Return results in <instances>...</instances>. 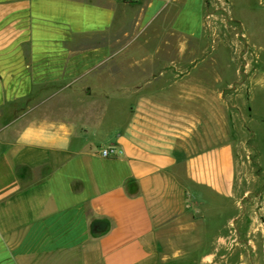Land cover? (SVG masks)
<instances>
[{
    "label": "crops",
    "instance_id": "crops-1",
    "mask_svg": "<svg viewBox=\"0 0 264 264\" xmlns=\"http://www.w3.org/2000/svg\"><path fill=\"white\" fill-rule=\"evenodd\" d=\"M173 8L171 30L209 37L217 15L206 0H0V116L30 89L69 87L77 74L100 72L102 88L99 110L25 112L20 127L0 123V264L225 262L210 249L232 246L221 239L230 221L223 205L236 195L240 144L222 136L220 93L206 98L200 80H166L173 65L157 58L126 81L125 49L111 41L126 22L146 27ZM131 10L138 14L126 17ZM245 28L251 103L264 87V28ZM111 146L122 155L103 157ZM200 222L205 239L168 238ZM186 247L197 250L164 252Z\"/></svg>",
    "mask_w": 264,
    "mask_h": 264
},
{
    "label": "rangeland",
    "instance_id": "rangeland-1",
    "mask_svg": "<svg viewBox=\"0 0 264 264\" xmlns=\"http://www.w3.org/2000/svg\"><path fill=\"white\" fill-rule=\"evenodd\" d=\"M206 1L207 11L215 12L217 16L210 25L209 37L203 41L186 38L171 30L170 22L177 8L167 10L155 23L146 27L126 22L124 33L119 32L118 40L113 38L111 41L113 48L125 49L118 61L122 60L128 67L124 72L126 81L140 78V73L134 72V66L142 61L145 64L154 63L150 60L157 58L158 65H173L167 68L172 72L166 80H200L204 83L206 98H210L213 91L220 93L222 136L235 139L240 145L236 146V195L230 206L223 205V208L229 207L230 221L221 239L231 241L232 246L210 251H220L219 256H226L221 264H264V87L257 90L251 103L244 101V84L249 80L252 52L245 26L252 30L260 26L264 28V14L258 10V0ZM137 14L138 11L131 10L126 17ZM182 48L205 50L206 54L201 56L192 52L182 55ZM157 49H171L172 53L157 57L150 55ZM260 63L264 72V53ZM100 75L98 71L88 75L77 74L69 87H63L64 83H61L55 87L30 89L22 101L8 106V115L4 118L0 116V123L20 127L25 119L19 117H24L25 112L32 116L53 114L54 109L57 112L73 110L75 113L99 110L102 94ZM145 76L148 78L149 74ZM189 91L190 98H195L192 87ZM168 238L205 239L206 234L200 222L188 231L173 230ZM174 250L193 254L197 249L166 248L164 252L171 255ZM234 257H237L236 260Z\"/></svg>",
    "mask_w": 264,
    "mask_h": 264
},
{
    "label": "built area",
    "instance_id": "built-area-1",
    "mask_svg": "<svg viewBox=\"0 0 264 264\" xmlns=\"http://www.w3.org/2000/svg\"><path fill=\"white\" fill-rule=\"evenodd\" d=\"M123 151L114 146L107 147L102 150V156L106 158H116L122 155Z\"/></svg>",
    "mask_w": 264,
    "mask_h": 264
}]
</instances>
